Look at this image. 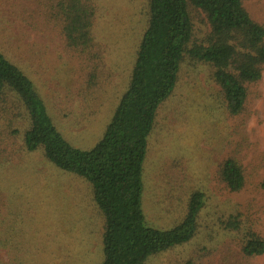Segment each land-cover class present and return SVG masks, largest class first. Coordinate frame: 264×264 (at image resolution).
<instances>
[{"label":"rangeland","instance_id":"rangeland-1","mask_svg":"<svg viewBox=\"0 0 264 264\" xmlns=\"http://www.w3.org/2000/svg\"><path fill=\"white\" fill-rule=\"evenodd\" d=\"M57 2L0 0V53L31 82L61 137L89 151L127 90L146 27L147 0H96L93 44L85 52L66 46ZM243 5L264 26V0ZM198 20L196 40L206 29ZM209 77L202 64H182L172 95L158 110L142 163L145 225L173 229L189 196L200 191L204 206L196 234L145 264H264V254H242L248 232L264 239V71L248 87L244 109L236 116L223 109ZM27 127L16 97H3L0 262L102 264L104 220L89 185L54 167L41 148L25 152ZM229 158L243 170L238 192H230L219 178V166Z\"/></svg>","mask_w":264,"mask_h":264},{"label":"trees","instance_id":"trees-1","mask_svg":"<svg viewBox=\"0 0 264 264\" xmlns=\"http://www.w3.org/2000/svg\"><path fill=\"white\" fill-rule=\"evenodd\" d=\"M243 2L147 0L146 27L127 90L103 136L89 151L72 147L61 137L31 82L0 53V100L7 95L16 97L28 120L23 150L41 148L54 167L90 187L104 220L102 264H145L150 256L195 236L204 206L200 191L189 196L184 216L173 229L159 231L145 225L141 210L142 163L158 110L172 95L186 60L208 68L226 113L236 116L243 111L248 87L256 84L264 71V26L251 18ZM56 6L66 46L88 50L93 44L96 0H58ZM196 20L206 28L197 40ZM218 174L230 192L243 188V170L234 159L221 163ZM235 224L230 222L233 228ZM242 254L248 258L263 255L264 239L248 232Z\"/></svg>","mask_w":264,"mask_h":264}]
</instances>
